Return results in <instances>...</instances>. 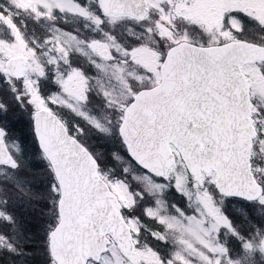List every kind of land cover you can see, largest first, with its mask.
<instances>
[{
	"label": "snow or ice",
	"instance_id": "6c2138e0",
	"mask_svg": "<svg viewBox=\"0 0 264 264\" xmlns=\"http://www.w3.org/2000/svg\"><path fill=\"white\" fill-rule=\"evenodd\" d=\"M0 264H264V0H0Z\"/></svg>",
	"mask_w": 264,
	"mask_h": 264
}]
</instances>
